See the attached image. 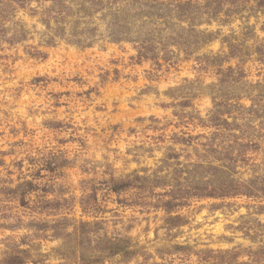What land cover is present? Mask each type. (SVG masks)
<instances>
[{"label":"rangeland","instance_id":"374dc122","mask_svg":"<svg viewBox=\"0 0 264 264\" xmlns=\"http://www.w3.org/2000/svg\"><path fill=\"white\" fill-rule=\"evenodd\" d=\"M1 1L0 264H264V0Z\"/></svg>","mask_w":264,"mask_h":264},{"label":"trees","instance_id":"16d2710c","mask_svg":"<svg viewBox=\"0 0 264 264\" xmlns=\"http://www.w3.org/2000/svg\"><path fill=\"white\" fill-rule=\"evenodd\" d=\"M83 2H88V0H82ZM123 1H125L126 2V0H123ZM143 2V3H142ZM151 2L150 1H147L146 0V2L144 1V0H139V1H136V3H135V5H132V12L134 13V14H138V19L137 20H140V18H139V16H141V17H144L146 20H152L153 18H158V17H160L161 15H158V14H156V15H154L155 13H152L153 11H156V9H154L153 7H151L149 4H150ZM163 3H158V5H162ZM138 5V7H136ZM4 6H6V5H4V4H2V1L0 0V41H5L6 40V30H5V27H4V24H5V22H6V18H7V12H6V14H5V9L3 8ZM140 6V7H139ZM141 6H143V8L145 7V8H149V9H145V12H144V14H141L140 12H141V10L140 9H142V7ZM164 6H166V4H164ZM150 8H151V10H150ZM165 7H163V9H164ZM159 11H161V9H158ZM119 14H124L123 12H118ZM134 17H137V16H135L134 15ZM162 19H163V17H161ZM166 20H167V17L165 18ZM21 31H22V29H21ZM11 42H13V41H11Z\"/></svg>","mask_w":264,"mask_h":264}]
</instances>
